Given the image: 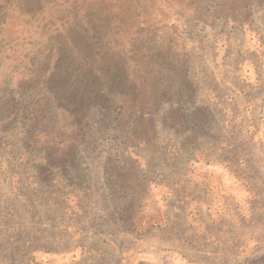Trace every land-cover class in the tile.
Masks as SVG:
<instances>
[{
	"label": "rangeland",
	"instance_id": "obj_1",
	"mask_svg": "<svg viewBox=\"0 0 264 264\" xmlns=\"http://www.w3.org/2000/svg\"><path fill=\"white\" fill-rule=\"evenodd\" d=\"M21 1L0 0V264H122L165 217L189 231L177 208L206 200L195 182L205 184L211 160L243 150L240 129L225 124L240 115L222 108L233 104L238 63L255 60L247 50L262 45L264 0H111L121 18L147 23L149 47L163 40L184 55L178 95L167 64L149 68L163 75L160 87L171 90L162 99L170 101L150 106L136 124L114 107L93 106L78 122L62 110L73 79L67 48L43 24L67 16L69 5L40 3L42 21L23 17ZM259 204L258 226L243 231L258 229L261 244L250 252L264 264V198Z\"/></svg>",
	"mask_w": 264,
	"mask_h": 264
},
{
	"label": "crops",
	"instance_id": "obj_2",
	"mask_svg": "<svg viewBox=\"0 0 264 264\" xmlns=\"http://www.w3.org/2000/svg\"><path fill=\"white\" fill-rule=\"evenodd\" d=\"M263 38L262 45L247 50L256 59L238 63L237 80L230 90L233 104L222 108L223 113L240 115L239 121L225 124L226 129L231 124L240 129L243 150L232 158L211 160L205 184L195 182L196 188L205 187L206 200L191 197L177 208L189 231L180 233L179 222L165 217L151 226L143 246L127 252L122 264H260L256 261L260 253L250 252L252 243L261 244L255 238L259 231H243V224L258 226L252 216L262 209L259 201L264 198ZM217 53L215 64L220 65L221 48Z\"/></svg>",
	"mask_w": 264,
	"mask_h": 264
},
{
	"label": "trees",
	"instance_id": "obj_3",
	"mask_svg": "<svg viewBox=\"0 0 264 264\" xmlns=\"http://www.w3.org/2000/svg\"><path fill=\"white\" fill-rule=\"evenodd\" d=\"M45 1L22 0L17 8L23 17L32 19L33 16L40 15L43 21L46 15H42L43 8L38 5ZM55 1L69 5L68 14L59 18L54 11L53 16H46L49 20L44 22L43 27L55 30L56 44L67 48L65 66L69 68L66 73L73 79L67 87L71 95L67 102L70 104L66 103L61 108L69 111L77 122L93 106H100L105 110L113 107L122 110L136 124L149 114L150 106H157L164 100L170 101L162 99L171 90L169 86L160 87L164 82L163 75L149 71L155 63H165L172 70L167 80L177 87L173 89L171 96L180 93L181 82L186 80L187 71L185 69L180 76L177 69L181 66L180 60L184 55L182 51L163 44V40L149 47L148 41L150 38L155 40V36H147V23L139 22L134 25L121 18L115 2L111 0ZM126 10L135 15L130 4ZM124 22L127 30L122 29ZM73 31L77 36H82L84 49L78 46L79 41H75ZM121 32L127 35L125 39L118 36ZM57 73L53 76L59 75V71ZM178 81L180 84H177ZM152 82L159 84L152 85ZM53 94L57 95L55 91ZM170 106H173L172 103Z\"/></svg>",
	"mask_w": 264,
	"mask_h": 264
}]
</instances>
